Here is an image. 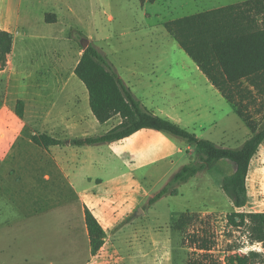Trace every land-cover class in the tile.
Segmentation results:
<instances>
[{
	"label": "rangeland",
	"instance_id": "1",
	"mask_svg": "<svg viewBox=\"0 0 264 264\" xmlns=\"http://www.w3.org/2000/svg\"><path fill=\"white\" fill-rule=\"evenodd\" d=\"M244 1L0 0V31L13 36L16 32L15 51L13 45L3 70L0 64V264L92 261L83 204L72 188L43 185L27 176L33 163L14 164V145L33 147L31 137L39 132L28 123L31 104L24 100L21 120L15 113L17 101L38 92L35 86H50L48 111L69 113L58 104L54 90L68 83L70 112L86 119L70 138L112 130L115 121L103 125L96 120L88 90L74 74L83 54L82 40L88 39L150 112L201 139L240 148L251 130L165 25ZM47 14H55L54 23L46 21ZM260 109L261 104L251 108L258 122L264 120ZM71 150L83 166L76 190L102 212L108 227L105 247L93 264H227V258L236 255L247 256L249 264H264V144L252 161L248 204L240 210L223 190L225 179L236 171L229 160L179 186L177 196L151 203L183 167L198 159L194 146L168 133L145 129L114 147ZM43 212L49 215L37 220L40 229L30 231V216ZM235 212L245 215L242 227L229 223ZM68 224L74 236L65 230Z\"/></svg>",
	"mask_w": 264,
	"mask_h": 264
},
{
	"label": "trees",
	"instance_id": "2",
	"mask_svg": "<svg viewBox=\"0 0 264 264\" xmlns=\"http://www.w3.org/2000/svg\"><path fill=\"white\" fill-rule=\"evenodd\" d=\"M55 20L54 14L46 15L48 23H54ZM165 28L210 83L235 106L237 115L251 130V136L240 148H227L201 139L171 119L150 112L136 99L133 91L92 43L83 51L74 74L86 86L90 109L98 122L105 124L116 116H120L122 122L102 136L69 141L56 139L46 133H36L32 135L31 142L45 149L65 146L68 142L72 146L86 147L123 141L145 129L165 132L194 146L198 159L196 163L183 167L151 203L167 195L177 196L179 186L212 168L217 162L229 160L236 165V171L225 179L223 190L237 210L243 209L249 199L247 181L251 164L264 144V120L258 122L251 113V108L259 104L261 109L258 114L264 110V0H246L186 16L168 22ZM79 36L84 38L80 32ZM13 45V34L0 31L2 70L13 51ZM25 105L23 100H18L16 104L15 113L21 120L25 118ZM85 222L91 255L95 257L106 244L107 231L89 209L85 210ZM229 223L234 227H242L245 223L244 213H232ZM226 263L249 264V258L231 256Z\"/></svg>",
	"mask_w": 264,
	"mask_h": 264
},
{
	"label": "crops",
	"instance_id": "3",
	"mask_svg": "<svg viewBox=\"0 0 264 264\" xmlns=\"http://www.w3.org/2000/svg\"><path fill=\"white\" fill-rule=\"evenodd\" d=\"M15 48H16V32L14 31V51H15ZM67 87H68V83H59L58 85H55V89H54L56 90V92H58L57 96L61 100L58 102V104L61 102L62 103L61 106H64L65 109L69 110V113H64L62 115H56L54 112H50L47 109V107L49 106L46 103L48 99L50 98V95L49 94L47 95L46 92L50 91V88H51L50 86H45V85L35 86L33 90L38 91V92L32 93L31 95L28 96L27 99L22 98L23 101L24 100L26 101L27 106L31 104L32 109H33V114L32 116H30L28 123L34 129H37L39 131V132H34L33 135L36 133H46L59 140L71 141L74 139V138H70L71 134L73 135L76 132H78L86 119L82 116H78L77 114L73 112H70L69 105L73 102V100L68 99V97L65 95ZM78 101H81V100H78ZM50 102H53V101H49V104ZM76 103L77 101L74 102V104ZM54 105H57V103L53 104V106ZM111 121H115L113 125V128H114L122 122V119L120 118V116H116L105 124H108ZM128 139H125V140H128ZM123 141H119V142H123ZM119 142L109 143V144L112 147H114V145H116ZM72 147H76V146H72L69 142L65 146L50 147L48 149L41 148L36 145H34L33 147H28V148H22L17 145H14V164L16 166H22L24 162H26L27 165H29V163H33L32 164L33 169H29V171L27 172V176L28 177L32 176L35 179L41 180L43 185L45 184L59 185V186L62 185L64 187L72 188L73 192L76 193L78 200L83 204L82 206L83 221L85 222V210L89 209L96 216V218L99 220V222L102 224V226L107 231L108 227L106 223H104L103 221L104 219H102V212L98 211L99 209L97 210L94 204L84 201L76 190V186L78 185V182H80L83 176L82 175L83 166L80 165L79 163L80 161L76 157L75 152L71 150ZM86 147H91V146H86ZM35 155H38L39 157L34 158L33 156ZM93 165L94 164L91 161L89 163V166H90L89 168H91ZM37 166L39 167V169L36 168ZM30 173L32 175H30ZM104 209L105 207H103L102 210ZM47 215H49V212H46V213L43 212V214L37 213V214L30 216L32 218V221L34 220V223L32 225V229L30 228L29 230L33 231L34 228H37L38 227L37 220L41 221L40 219H43V217ZM111 215L112 217L114 216L113 213ZM103 218H106V217H103ZM113 221H115V219ZM69 224L71 223L69 222ZM64 228L65 230L68 229L67 230L68 235L74 236L73 231L75 229L72 226L69 225L68 227L65 226ZM86 228H85V235L87 238H89L88 230L86 232ZM37 229H40V228H37ZM71 241L73 243L72 245H74L77 240L76 238H73V240ZM100 253L95 257L91 255L90 259H92V261L91 262L88 261L87 264H93L96 259H100L99 258Z\"/></svg>",
	"mask_w": 264,
	"mask_h": 264
},
{
	"label": "water",
	"instance_id": "4",
	"mask_svg": "<svg viewBox=\"0 0 264 264\" xmlns=\"http://www.w3.org/2000/svg\"><path fill=\"white\" fill-rule=\"evenodd\" d=\"M90 44H91L90 40H88V39L82 40L83 51H85L90 46Z\"/></svg>",
	"mask_w": 264,
	"mask_h": 264
}]
</instances>
